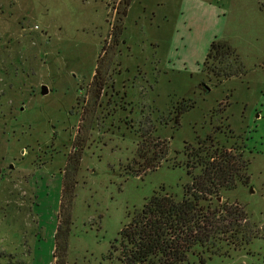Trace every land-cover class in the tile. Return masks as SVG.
<instances>
[{"label": "rangeland", "instance_id": "374dc122", "mask_svg": "<svg viewBox=\"0 0 264 264\" xmlns=\"http://www.w3.org/2000/svg\"><path fill=\"white\" fill-rule=\"evenodd\" d=\"M212 42L237 64L204 66ZM145 131L166 145L143 173ZM207 137L243 155L219 202L258 238L204 264H264V0H0V264H53L58 223L63 264H117L120 230L154 194L183 197Z\"/></svg>", "mask_w": 264, "mask_h": 264}, {"label": "trees", "instance_id": "16d2710c", "mask_svg": "<svg viewBox=\"0 0 264 264\" xmlns=\"http://www.w3.org/2000/svg\"><path fill=\"white\" fill-rule=\"evenodd\" d=\"M236 56L226 43L212 42L204 66L210 58L218 60L220 65L233 58V63L237 64ZM98 72L96 68L93 76L96 82ZM240 73L238 68L237 71L228 72L225 67L221 69V73L215 72L217 77L223 74L227 79L237 77ZM103 87L104 83L98 81L100 94ZM193 107L194 105H188L178 108L175 117L177 125L181 114ZM140 134L137 155L147 162L142 169L145 173L147 168L155 170L154 160H160L166 143H157L146 131ZM207 141L212 142L213 139L207 137L200 145L202 148L185 151L186 169L191 181L184 186L183 197L177 200L169 194H154L120 230L117 245L112 247L118 252L117 264H189L190 255L204 264L212 257L230 258V249L238 250L249 246L258 238L255 226L248 221L244 209L218 201L223 192L235 190L238 183L245 181L242 172L247 168V163L243 155L217 143L207 148ZM151 145L156 149L149 157L148 148ZM194 170L199 172L194 174ZM65 178L60 217L66 214L68 207H63V201L67 199L72 187L65 183ZM68 231L67 229L66 233ZM62 235V225L58 223L53 264H63L66 248L59 247ZM203 254L207 257H202ZM57 258L60 263H57Z\"/></svg>", "mask_w": 264, "mask_h": 264}, {"label": "water", "instance_id": "95a60500", "mask_svg": "<svg viewBox=\"0 0 264 264\" xmlns=\"http://www.w3.org/2000/svg\"><path fill=\"white\" fill-rule=\"evenodd\" d=\"M218 201H221V199H220V198H218Z\"/></svg>", "mask_w": 264, "mask_h": 264}]
</instances>
